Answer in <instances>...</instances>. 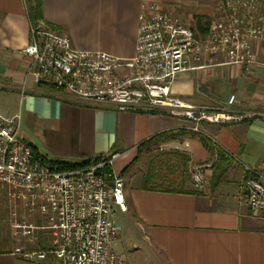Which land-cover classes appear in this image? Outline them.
Returning a JSON list of instances; mask_svg holds the SVG:
<instances>
[{
	"label": "crops",
	"instance_id": "0c3cea01",
	"mask_svg": "<svg viewBox=\"0 0 264 264\" xmlns=\"http://www.w3.org/2000/svg\"><path fill=\"white\" fill-rule=\"evenodd\" d=\"M143 1L42 0L41 22L67 35L77 49L128 58L135 54ZM214 13L206 8L200 14ZM30 41L26 1L0 0V112L21 115V135L49 159L121 154L114 169L125 179L128 210L116 209V219L131 225L130 240L137 246L131 251L128 242L123 245L121 233L114 241V249L122 243L115 250L124 264H264V213L248 206L243 188V164L264 161V42L255 45L259 64L248 70L213 64L184 71L174 81L172 94L187 104L244 117L202 121L197 132L191 120L166 109L119 112L41 86L24 52ZM152 155L161 157L155 183L163 189L143 187ZM195 169L206 173L199 188L192 181ZM16 219L34 220L0 183V264H54L52 257L38 261L14 254L17 247L46 248L51 239L48 231H40L37 242L18 236Z\"/></svg>",
	"mask_w": 264,
	"mask_h": 264
},
{
	"label": "built area",
	"instance_id": "2783aa9c",
	"mask_svg": "<svg viewBox=\"0 0 264 264\" xmlns=\"http://www.w3.org/2000/svg\"><path fill=\"white\" fill-rule=\"evenodd\" d=\"M223 13L205 35L179 15L144 0L139 13L135 54L122 58L102 50L77 49L71 39L38 21L31 24V41L24 52L35 67L36 83L45 82L80 100L116 111L170 114L193 122H227L244 117L229 111H209L172 94L184 71L213 64L245 70L259 64L255 45L264 42V0H224ZM236 96L232 94L228 103ZM21 115L0 112V183L10 198L26 210L30 222L16 219L15 233L37 242L40 231L51 234L46 248L17 247L26 260L54 264H124L113 243L121 232L116 209L128 210L125 179L114 169L121 154L92 159L84 167L56 169L36 158L21 135ZM243 188L248 206L264 213V161L243 164ZM199 188L206 182L201 169L192 171ZM17 218V211L13 212ZM36 217H39L38 219Z\"/></svg>",
	"mask_w": 264,
	"mask_h": 264
},
{
	"label": "trees",
	"instance_id": "16d2710c",
	"mask_svg": "<svg viewBox=\"0 0 264 264\" xmlns=\"http://www.w3.org/2000/svg\"><path fill=\"white\" fill-rule=\"evenodd\" d=\"M27 4V9H28V16L31 20V24H36L38 21H41L43 19V13H42V0H25ZM205 19V20H204ZM210 26V21L209 18L206 16H198L197 17V23H196V30L197 32L201 33L202 35H205ZM41 86L42 85H48L51 87H55L51 84L41 82L39 83ZM153 140V139H152ZM153 143V141H148L142 147H140L139 150L146 148L149 144ZM34 149V148H33ZM35 156L36 158H40L41 161L49 164L53 168L56 169H75V168H80L88 165L92 159H99L101 156H97L94 158H87L81 161H68V160H60V159H49L45 156L40 155L35 149ZM159 156V155H158ZM136 157V160L139 159ZM161 160V157H157L155 155H152L149 158V167L144 175L143 178V187L147 189H163V186L157 185L155 183V178H156V169L154 167V164H156L158 161Z\"/></svg>",
	"mask_w": 264,
	"mask_h": 264
},
{
	"label": "rangeland",
	"instance_id": "374dc122",
	"mask_svg": "<svg viewBox=\"0 0 264 264\" xmlns=\"http://www.w3.org/2000/svg\"><path fill=\"white\" fill-rule=\"evenodd\" d=\"M152 1L156 2L162 9H164L166 11H171V12L179 15L184 20H186L188 23H190L194 28H196L198 16L208 17L209 21L211 23L212 20L219 19L223 13V12H221V11H223L222 10L223 4L220 3V0H152ZM221 4H222V6H221ZM220 6L222 8H220ZM206 8L207 9H213L215 11V13L211 14L210 16L200 14ZM156 164H154V167ZM142 165H143V162H140V164H138L137 167L142 166ZM117 221L121 225V232L120 233H121L122 238H123V240H122L123 245L126 244V242H128L130 245L129 249L131 251L132 250L136 251L137 246L134 247L133 243L130 240V236L132 234L131 225L127 221H125L122 217H120L119 215H117ZM128 239L130 241H128ZM122 243L120 242L118 245L115 246V249L117 251L122 249V247H123ZM141 247L142 246H140V248Z\"/></svg>",
	"mask_w": 264,
	"mask_h": 264
}]
</instances>
